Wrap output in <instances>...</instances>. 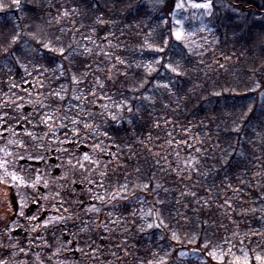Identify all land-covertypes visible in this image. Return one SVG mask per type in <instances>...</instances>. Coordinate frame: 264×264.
<instances>
[{
	"label": "trees",
	"instance_id": "obj_1",
	"mask_svg": "<svg viewBox=\"0 0 264 264\" xmlns=\"http://www.w3.org/2000/svg\"><path fill=\"white\" fill-rule=\"evenodd\" d=\"M178 1L0 0V107L113 151V264H264V0H210L192 52Z\"/></svg>",
	"mask_w": 264,
	"mask_h": 264
},
{
	"label": "flooded vegetation",
	"instance_id": "obj_2",
	"mask_svg": "<svg viewBox=\"0 0 264 264\" xmlns=\"http://www.w3.org/2000/svg\"><path fill=\"white\" fill-rule=\"evenodd\" d=\"M35 110L0 107V264H113L98 227L113 154L52 136Z\"/></svg>",
	"mask_w": 264,
	"mask_h": 264
},
{
	"label": "rangeland",
	"instance_id": "obj_3",
	"mask_svg": "<svg viewBox=\"0 0 264 264\" xmlns=\"http://www.w3.org/2000/svg\"><path fill=\"white\" fill-rule=\"evenodd\" d=\"M212 12L211 1L210 0H179L173 9L171 14V25H172V34L176 41L181 43L186 47L188 51H195L199 48H203L205 45H209L213 41L214 27L209 21ZM59 95L61 93L59 92ZM29 100V99H28ZM30 102V101H29ZM30 104V103H28ZM28 105L25 103H20L18 106V111L23 113V108ZM43 122L47 124V127L50 128L51 135L54 137L60 138L59 130H62L59 127L60 124H57L56 121L53 122V117L50 114L45 113L43 115ZM66 141H69L68 137H65ZM61 137V139H63ZM91 145V144H90ZM103 148V147H101ZM103 149H101L102 151ZM111 152V150H110ZM105 153H108L105 152ZM112 153V152H111ZM113 154V153H112ZM99 164L101 165L100 171L104 172L108 168V163L103 159H100ZM100 195V203L106 204L108 201H112L115 196L114 194H108L103 190ZM242 245V243H240ZM243 247L236 249L234 253L240 257L243 254ZM189 254V253H188ZM187 254H183L182 258L186 259ZM163 259H159V264H161Z\"/></svg>",
	"mask_w": 264,
	"mask_h": 264
},
{
	"label": "water",
	"instance_id": "obj_4",
	"mask_svg": "<svg viewBox=\"0 0 264 264\" xmlns=\"http://www.w3.org/2000/svg\"><path fill=\"white\" fill-rule=\"evenodd\" d=\"M25 111H29V108H26Z\"/></svg>",
	"mask_w": 264,
	"mask_h": 264
}]
</instances>
